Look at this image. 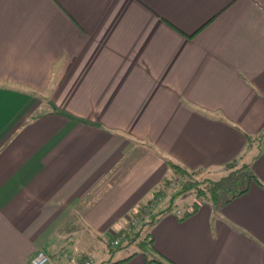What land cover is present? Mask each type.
<instances>
[{"label":"crops","instance_id":"1","mask_svg":"<svg viewBox=\"0 0 264 264\" xmlns=\"http://www.w3.org/2000/svg\"><path fill=\"white\" fill-rule=\"evenodd\" d=\"M259 134L264 0H0V264L90 247L97 263L168 162L240 156L259 183L168 212L150 257L116 264H264Z\"/></svg>","mask_w":264,"mask_h":264},{"label":"trees","instance_id":"2","mask_svg":"<svg viewBox=\"0 0 264 264\" xmlns=\"http://www.w3.org/2000/svg\"><path fill=\"white\" fill-rule=\"evenodd\" d=\"M262 136V134H259L255 137H247V146L246 149L247 151L250 150L253 147V144L256 141H259ZM255 145V144H254ZM256 157V156H255ZM242 156L237 157L236 159L232 160L231 162L225 164L226 168H230L234 166L239 160H241ZM168 165L171 169L172 175L175 177L174 179L177 181L182 182L181 190L180 192H183L185 190H194L196 192L197 196L203 197L205 200H197L194 198V200H191L189 202V207L188 208H180L181 211L180 213L177 214L175 210H172L171 206L172 204H168L166 207L162 208H157L159 203L162 202L161 200L163 197H165V189L163 187H159L157 190H155L152 194V197L146 202L145 205L140 206L137 209L136 215L137 217L141 218V221L137 228H133L128 234V237L126 238V241L123 244H119L117 248L110 246V252H113L112 249H119V248H128L129 245L127 246L128 243L136 241L137 239V247L138 249L128 253L126 256L119 258L115 261L109 262V263H100V264H116V263H121L124 261L129 260L131 257H133L136 253L142 252L144 256H149L151 250H153V237H152V228L154 225L163 217L165 214L168 212H173L177 214L178 218L180 220H183L184 218L192 215L198 208L199 206L204 203V202H211V203H217L220 201L221 198V189L216 184L215 182L207 179L205 182L207 183L204 188H199L198 186L199 182H196L193 180V172L195 170H187L182 168L181 166L173 163V162H168ZM243 170H245V174L243 179L238 183L233 192L231 193L230 197L225 199V202H228L229 200L242 195L245 193L248 188H249V183L251 180H255L258 182L256 179L255 175L253 174L251 167L248 163H243L242 164ZM185 179L184 181L182 179ZM259 183V182H258ZM235 184V185H236ZM196 199V200H195ZM171 205V206H170ZM147 207V208H146ZM147 209V210H146ZM139 213V214H138ZM135 216V214H134ZM136 217V216H135ZM141 236V238H138V236ZM150 257V256H149ZM148 262H157L159 264H163L160 260L158 259H153V258H148ZM95 264V263H93Z\"/></svg>","mask_w":264,"mask_h":264},{"label":"rangeland","instance_id":"3","mask_svg":"<svg viewBox=\"0 0 264 264\" xmlns=\"http://www.w3.org/2000/svg\"><path fill=\"white\" fill-rule=\"evenodd\" d=\"M261 139L259 141H256L254 144L256 145V143L258 142V144H261L262 142H264V136L260 137ZM244 162L241 160H239L234 166L230 167V168H222L221 170H204V169H197L193 172V180H195L196 182H199L198 186H200L199 188H204L206 186V180L209 179L213 182H215L216 184H218V186L221 189V198L220 201H224L226 198L230 197L231 193L233 192V190L235 189V187L238 185L236 184V182H240L245 174V170H243L242 168V164ZM175 177L171 174L170 176H167V178H165L164 180H162V182L157 186L154 187L153 192L155 190H157L159 187H163L165 189V197H163V199L161 200L162 202L159 203L157 208H164L166 207L168 204H172L171 208L172 210H175L176 212L181 211L180 208L184 209V208H188L189 207V202L191 200H194V198H196L197 200H202L204 201L205 199L201 196H197L196 192H194V190H185L183 192H180L181 188V181H177V179H174ZM183 181L185 180L184 178L182 179ZM236 184V185H235ZM153 193L150 194L149 198L152 196ZM195 199V200H196ZM145 202L141 201V205L143 206ZM147 208V207H146ZM147 210V209H146ZM136 211V210H135ZM134 210L132 211V213H129V216L127 217V219L125 220V225L124 227L121 229L123 230V232H125L126 237L119 243V244H123L126 241V238L128 237V233L135 227L137 228V226L139 225L141 218L137 217L136 213ZM135 214V216H134ZM139 214V213H138ZM120 230V231H121ZM120 234L119 231L115 234L116 236ZM89 235V234H86ZM115 235H113L112 239L114 237H116ZM142 235L138 236V238H141ZM111 239V240H112ZM138 240V239H137ZM137 240L130 242L127 244V246L129 245L128 248H119V249H112L113 252L107 253L106 256L101 257L99 254H93L94 257H96L97 259V263L95 264H100V263H109L112 261H115L119 258H121L122 256L127 255L128 253L138 249L137 247ZM103 245L109 248L111 246L117 248V246H119V244L117 245H112L111 241L110 243L108 242L109 240L104 237L103 238ZM109 246V247H108ZM94 250V249H93ZM90 248H87L86 251L84 252H78V253H74V252H66V254L64 255V253L61 254H55L53 256V259H51V261L54 264H75L77 261L79 260H83L88 258L89 260H91L93 262V258L91 257H85V255H83L84 253H91L89 251H93ZM110 250V248H109ZM95 251V250H94ZM63 259V260H62Z\"/></svg>","mask_w":264,"mask_h":264},{"label":"built area","instance_id":"4","mask_svg":"<svg viewBox=\"0 0 264 264\" xmlns=\"http://www.w3.org/2000/svg\"><path fill=\"white\" fill-rule=\"evenodd\" d=\"M119 233L120 234H118L117 236L115 235L116 237H114L111 240V244L114 246L119 244L126 237V234L125 232H123V230L119 231ZM29 264H54V263L51 261V257L49 256V254L44 249L39 248L30 258ZM75 264H93V262L88 258H86L77 261Z\"/></svg>","mask_w":264,"mask_h":264}]
</instances>
